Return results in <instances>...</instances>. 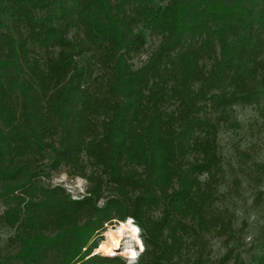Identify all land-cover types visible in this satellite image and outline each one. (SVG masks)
Here are the masks:
<instances>
[{"label":"trees","instance_id":"trees-1","mask_svg":"<svg viewBox=\"0 0 264 264\" xmlns=\"http://www.w3.org/2000/svg\"><path fill=\"white\" fill-rule=\"evenodd\" d=\"M166 1L0 0V264H126L95 237L128 219L132 264H205L232 238L218 134L238 104L264 129V0ZM63 167L81 198L51 184Z\"/></svg>","mask_w":264,"mask_h":264},{"label":"rangeland","instance_id":"rangeland-1","mask_svg":"<svg viewBox=\"0 0 264 264\" xmlns=\"http://www.w3.org/2000/svg\"><path fill=\"white\" fill-rule=\"evenodd\" d=\"M162 5L166 0H156ZM158 39L148 37L146 51L133 60L138 67L146 60L155 47ZM233 117L239 126L222 125L218 134L219 149L223 159V182L220 187L219 203L228 208L234 217L232 238L211 236L205 250V264L217 262L231 249L233 257L244 261V264H264V174L253 168V160L264 162V129L262 118L255 107L238 104L234 107ZM247 153V154H246ZM251 157L253 159H251ZM53 185H62L74 199H79L89 187L88 181L81 176L69 174L63 167L53 175ZM101 200L100 204H103ZM3 208L0 206V211ZM131 225L135 223L129 221ZM120 223L109 224L97 234L98 253L105 255L106 248L113 243L108 233L119 227ZM125 231L121 245L114 248L110 255L125 259L132 264L142 252V239L137 242L132 232ZM13 230L7 226L0 228V242L6 246ZM230 239V240H229ZM232 239V240H231ZM233 261V260H232ZM232 263V262H231Z\"/></svg>","mask_w":264,"mask_h":264},{"label":"bare ground","instance_id":"bare-ground-1","mask_svg":"<svg viewBox=\"0 0 264 264\" xmlns=\"http://www.w3.org/2000/svg\"><path fill=\"white\" fill-rule=\"evenodd\" d=\"M125 231L132 232V234L135 237L137 242L141 241V239L139 238V235H138L139 227L136 225H131L130 222L123 221V222H121V224H119V227L117 229L112 230L108 233L110 239L112 240L111 242L113 243V245L108 246L106 248L105 254L110 255L112 253H115L114 248H117L121 245V240L123 238Z\"/></svg>","mask_w":264,"mask_h":264},{"label":"built area","instance_id":"built-area-1","mask_svg":"<svg viewBox=\"0 0 264 264\" xmlns=\"http://www.w3.org/2000/svg\"><path fill=\"white\" fill-rule=\"evenodd\" d=\"M131 220H132V219H131ZM134 225H135V224H134ZM139 233H140V230H139ZM139 233H138V234H139ZM142 250H143V249H142Z\"/></svg>","mask_w":264,"mask_h":264}]
</instances>
